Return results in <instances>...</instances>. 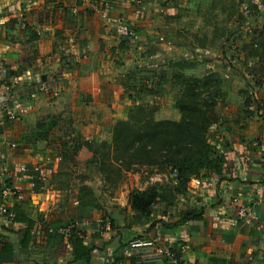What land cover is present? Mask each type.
<instances>
[{
	"label": "crops",
	"instance_id": "1",
	"mask_svg": "<svg viewBox=\"0 0 264 264\" xmlns=\"http://www.w3.org/2000/svg\"><path fill=\"white\" fill-rule=\"evenodd\" d=\"M219 1L0 0V175L20 190L7 204L22 218L8 224L0 215V229L8 224L7 240L14 246V259L5 264H169L146 248H132L135 237L169 243L190 264H264V108L245 103L251 95L263 104L257 88L249 94L226 84L228 95L217 105L209 132L217 153L224 156L222 170L192 178L175 203L156 202L147 220L135 219L128 197L115 191L99 190L106 196H97L92 188L93 202L79 203V187L73 191L57 183L63 155L43 146L44 140L26 138L38 119L51 112L81 121L79 128L91 142L109 141L115 122L126 118L135 103L155 102L158 118L179 119L174 103L180 88L172 83L173 69L165 71L161 63L188 60V48L197 43L192 39L185 44L180 32L193 31L204 20L198 4L209 6L214 17L221 12ZM105 14L125 15L139 32L138 40H122L106 25ZM17 26L21 47L11 40ZM197 47L203 55L207 45ZM30 49L33 67L7 74V68L18 69L27 61L25 50ZM63 52L69 56L66 67ZM202 64L197 60L183 71L201 76L218 70L211 62L212 69L203 73ZM152 67L161 69L160 86L169 83L175 95L171 88L147 90L152 88ZM33 79L37 84L28 89ZM48 83L58 95L50 102L41 91ZM5 93L14 115L4 108ZM87 150L83 146L77 159L90 156ZM24 165L40 169L30 176L20 169ZM194 209H202V220L180 222L183 213ZM70 223L75 226L68 240L49 230Z\"/></svg>",
	"mask_w": 264,
	"mask_h": 264
},
{
	"label": "trees",
	"instance_id": "2",
	"mask_svg": "<svg viewBox=\"0 0 264 264\" xmlns=\"http://www.w3.org/2000/svg\"><path fill=\"white\" fill-rule=\"evenodd\" d=\"M252 2L255 3L253 0ZM259 34L255 42L260 50L258 63L248 68L249 74L257 84L264 83V22ZM122 40L132 41L128 38ZM68 57L64 55L63 59ZM67 62H62V66L66 67ZM161 64V68L165 71L169 67L173 69L172 83L180 88V94L174 103L181 114L179 119L158 118L156 116L158 104L139 102L129 109L126 118L115 122L109 141H102L98 147H95V143L90 140L78 136L73 138L74 151H78L83 146L93 148L94 162L102 174L104 183L110 186L118 185L126 177L127 172H140L142 168L152 173H169L168 180L162 183L156 181L145 189L130 193L128 199L134 211V218L137 220H147L152 207L158 201L175 203L178 196L187 191L188 183L192 178L207 177L212 172H220L224 162V156L217 153L209 132L214 122L213 113L217 105L228 95L225 78L218 70H208L201 76L187 74L183 69L193 66V62L186 59L163 61ZM158 68L152 67L151 77L156 85L152 84L153 89H147L151 92L158 91L157 85L163 83L161 76L159 77L160 68L157 74ZM174 69L179 71L174 72ZM21 70L20 67L11 70V74H17ZM36 84L33 79L27 87L29 89ZM24 88L26 87L20 91ZM251 102H254L257 108L261 107L260 99L255 100L248 95L245 103L249 105ZM63 158L65 162L68 160L65 154ZM74 158L75 156H71L72 161ZM65 162L61 164L57 178L67 167ZM93 196L92 187L81 181L78 192L79 203H92ZM202 213V209L186 211L180 222L188 219L202 220L204 218ZM18 219L22 218L16 216L15 220ZM11 222L13 221H7L8 224ZM7 225L0 229V264L14 259V246L7 240V232H10ZM31 226L32 224L29 223L25 230V238L30 236Z\"/></svg>",
	"mask_w": 264,
	"mask_h": 264
},
{
	"label": "rangeland",
	"instance_id": "3",
	"mask_svg": "<svg viewBox=\"0 0 264 264\" xmlns=\"http://www.w3.org/2000/svg\"><path fill=\"white\" fill-rule=\"evenodd\" d=\"M257 3L258 4L253 3L252 0H220L218 5L221 12L214 17L210 15L209 6L203 3L198 4L197 11L202 13L205 12L204 23L203 21L200 25L195 23L196 26L193 27V31L187 29L180 32L179 35L181 36L182 42L192 41L193 39L192 42L197 43L195 45H191L190 43L189 45L192 47L188 48V53L186 54H189L188 60L193 62V64H196L197 60L199 62L203 61L200 69L201 72L204 73L206 70L212 69L208 67L209 65L211 67V62L216 63L217 65H214V67H216L225 78L228 89L233 87V89L238 88L249 93V89L251 91L257 88L256 91L259 96H262L263 100V104H260V108L262 109L264 108V83L257 84L253 76L249 74L248 69L252 64L258 63L260 50L259 47L255 45V42H257L260 36L259 30L264 22V0H258ZM187 9L190 11V8ZM18 27L19 26L16 28L17 33H14L11 40L15 43V46L18 45V47H21L23 41L21 40ZM6 38L9 37L7 36ZM202 44L207 45L203 55L200 54V48L198 49L197 47V45L203 46ZM190 49L193 55H190ZM63 53L61 58L64 56ZM24 57L27 58L28 64L26 61L25 63H20L19 67H33L29 58L35 57L34 50H25ZM11 70L17 69L7 68V74H9ZM149 82V86L151 87H153L152 84H154V86L156 85L155 80L151 81L149 79ZM40 83H42L41 80ZM165 84L157 88H160V90L162 89V91L171 88L169 93L175 95V88L171 87L169 83ZM146 88L153 89L147 86ZM41 91L44 93V98L49 102L53 101L58 96L54 93V90H50V84ZM136 91L138 94L141 93L139 89ZM7 96L9 97V94ZM253 96L255 97L254 94ZM169 97L171 98L170 95ZM162 100L163 98L159 101L162 102ZM167 100L168 99L165 98L164 102L167 103ZM157 117L162 116L158 115ZM17 120L19 119H16V122ZM80 122L76 121L75 123L74 119L68 118L67 114L65 116L53 112L46 113L38 119L35 127L31 130L32 133L30 132L26 137L33 140H44L43 146L46 144L47 147L54 148L53 153L65 154L67 156L68 160L65 163L68 172L57 178V183L59 185L66 186L67 188H74L73 191H75L76 188L79 187L81 181H83L88 184V186L97 190V196L102 194L106 196L104 191H102V193L99 192V190H105V193L109 194L110 191H115L113 194L129 198L131 192L145 189L146 186L156 181L162 183L168 180L169 173H152L142 168L140 172H127L126 177L116 186H110V184L104 183L101 179L102 176L99 173L98 166L95 165L94 162L93 148H88L89 151L87 150L85 152L86 155L90 154L85 160L77 159L81 149L74 151L75 141L73 138L74 136H78L81 139H86L81 132V127L79 128V126H81ZM91 140L93 144L95 143V147H98L101 143L96 142L95 139ZM71 156H75L73 161L71 160ZM70 193L69 191V194Z\"/></svg>",
	"mask_w": 264,
	"mask_h": 264
},
{
	"label": "built area",
	"instance_id": "4",
	"mask_svg": "<svg viewBox=\"0 0 264 264\" xmlns=\"http://www.w3.org/2000/svg\"><path fill=\"white\" fill-rule=\"evenodd\" d=\"M255 3L258 0H253ZM258 4V3H257ZM106 25L111 27L115 33L121 38H128L132 41L138 40L139 32L136 28L132 27L127 18L123 14H119L117 16H112L105 14L104 15ZM63 62H66L64 59ZM6 89L9 90L10 86H6ZM3 102L4 108L8 115H14L9 111L10 109L7 106V96L6 94L3 95ZM23 172H27L30 176H33L36 171L40 169V166L35 165L30 168L27 165L21 166L20 168ZM19 189L17 186L14 185L13 181H10L5 176L0 175V215L4 216L7 221H15L16 212L12 208H10L7 204V200L9 198L14 197L19 193ZM245 208L241 209V215H245ZM75 224L70 223L66 225H60L57 227H50L49 230L52 233L61 234L64 236L66 240L69 239L71 232L74 228ZM132 248L142 249L146 248V251L154 252L156 258L167 261L169 264H190L187 262L184 257L181 255L180 251L177 250L169 243H163L156 238H140L135 237L130 243ZM143 251H141V254Z\"/></svg>",
	"mask_w": 264,
	"mask_h": 264
},
{
	"label": "water",
	"instance_id": "5",
	"mask_svg": "<svg viewBox=\"0 0 264 264\" xmlns=\"http://www.w3.org/2000/svg\"><path fill=\"white\" fill-rule=\"evenodd\" d=\"M117 212V211H116ZM116 216H117V213H116Z\"/></svg>",
	"mask_w": 264,
	"mask_h": 264
}]
</instances>
